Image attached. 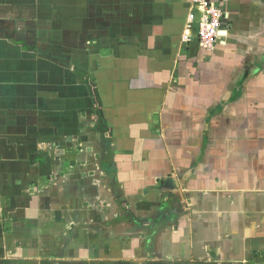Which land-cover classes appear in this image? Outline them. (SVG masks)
I'll list each match as a JSON object with an SVG mask.
<instances>
[{
  "label": "crops",
  "instance_id": "0c3cea01",
  "mask_svg": "<svg viewBox=\"0 0 264 264\" xmlns=\"http://www.w3.org/2000/svg\"><path fill=\"white\" fill-rule=\"evenodd\" d=\"M204 1L0 0V264H264V0Z\"/></svg>",
  "mask_w": 264,
  "mask_h": 264
},
{
  "label": "built area",
  "instance_id": "2783aa9c",
  "mask_svg": "<svg viewBox=\"0 0 264 264\" xmlns=\"http://www.w3.org/2000/svg\"><path fill=\"white\" fill-rule=\"evenodd\" d=\"M195 3L202 6L199 18L195 21V13L191 11L188 15V23L196 22L195 40L200 47L211 50L220 37L221 22L224 17L223 11L204 0H195Z\"/></svg>",
  "mask_w": 264,
  "mask_h": 264
},
{
  "label": "water",
  "instance_id": "95a60500",
  "mask_svg": "<svg viewBox=\"0 0 264 264\" xmlns=\"http://www.w3.org/2000/svg\"><path fill=\"white\" fill-rule=\"evenodd\" d=\"M178 184H175V186H177ZM177 188V187H176Z\"/></svg>",
  "mask_w": 264,
  "mask_h": 264
}]
</instances>
